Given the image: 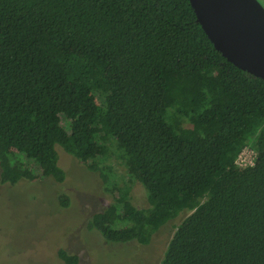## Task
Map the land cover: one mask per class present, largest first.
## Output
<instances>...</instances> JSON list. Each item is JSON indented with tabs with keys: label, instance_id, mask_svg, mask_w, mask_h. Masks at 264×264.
Listing matches in <instances>:
<instances>
[{
	"label": "trees",
	"instance_id": "obj_1",
	"mask_svg": "<svg viewBox=\"0 0 264 264\" xmlns=\"http://www.w3.org/2000/svg\"><path fill=\"white\" fill-rule=\"evenodd\" d=\"M59 149L102 172L114 202L89 228L107 243L149 245L190 213L161 264H264V81L223 57L190 0H0L2 182H64ZM114 151L146 207L107 171Z\"/></svg>",
	"mask_w": 264,
	"mask_h": 264
},
{
	"label": "rangeland",
	"instance_id": "obj_2",
	"mask_svg": "<svg viewBox=\"0 0 264 264\" xmlns=\"http://www.w3.org/2000/svg\"><path fill=\"white\" fill-rule=\"evenodd\" d=\"M258 1L264 7V0ZM58 152L59 165L66 173L62 183L47 178L10 185L0 177V264H64L58 257L62 248L77 255L79 264H161L177 226L190 213L163 226L149 245L109 244L98 231L89 228L93 215L114 202L102 172L80 163L62 149ZM116 153L107 161V171L121 185L131 184L132 202L137 208L146 207V189L132 181ZM252 159L250 153L243 162ZM20 164L25 165L24 161Z\"/></svg>",
	"mask_w": 264,
	"mask_h": 264
},
{
	"label": "water",
	"instance_id": "obj_3",
	"mask_svg": "<svg viewBox=\"0 0 264 264\" xmlns=\"http://www.w3.org/2000/svg\"><path fill=\"white\" fill-rule=\"evenodd\" d=\"M198 23L230 63L264 81V7L258 0H190Z\"/></svg>",
	"mask_w": 264,
	"mask_h": 264
},
{
	"label": "built area",
	"instance_id": "obj_4",
	"mask_svg": "<svg viewBox=\"0 0 264 264\" xmlns=\"http://www.w3.org/2000/svg\"><path fill=\"white\" fill-rule=\"evenodd\" d=\"M250 153L252 154L253 159L249 162H243L245 155L250 154ZM256 159H257V152H256L255 148L251 147V146L250 147L246 146L243 149V151L241 152V154L238 156L236 164L239 168H247V167L254 166Z\"/></svg>",
	"mask_w": 264,
	"mask_h": 264
}]
</instances>
